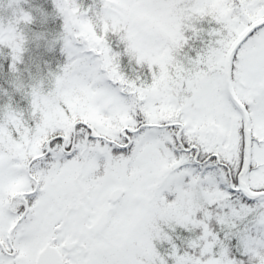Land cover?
I'll return each mask as SVG.
<instances>
[{
  "label": "snow or ice",
  "instance_id": "1",
  "mask_svg": "<svg viewBox=\"0 0 264 264\" xmlns=\"http://www.w3.org/2000/svg\"><path fill=\"white\" fill-rule=\"evenodd\" d=\"M53 2L65 63L31 126L0 114V264H264V0ZM31 19L0 25L13 71ZM205 19L214 43L186 66Z\"/></svg>",
  "mask_w": 264,
  "mask_h": 264
},
{
  "label": "trees",
  "instance_id": "2",
  "mask_svg": "<svg viewBox=\"0 0 264 264\" xmlns=\"http://www.w3.org/2000/svg\"><path fill=\"white\" fill-rule=\"evenodd\" d=\"M9 0H0V23H7L13 19V10L18 7L32 19L30 23L17 24L23 35V51L19 62L14 65L11 59V50L0 45V114L6 107L22 114L31 126V90L39 87L43 93L50 91L54 85V77L60 73L65 63V56L61 52L60 36L63 31V18L57 12L53 0H20L18 5L8 7ZM18 15V13H17ZM196 30L184 32L187 43L181 49L178 59L187 66L189 59L202 55L207 47L214 43L215 38L209 33L216 28L214 23L207 19L194 22ZM117 52H122V46L112 41ZM121 73L139 85L141 82L150 83L147 68H142L130 60L126 55L119 59ZM178 248L183 249V242L190 234L177 228L172 233ZM155 243V242H154ZM157 250L163 255L167 244L155 243Z\"/></svg>",
  "mask_w": 264,
  "mask_h": 264
},
{
  "label": "rangeland",
  "instance_id": "3",
  "mask_svg": "<svg viewBox=\"0 0 264 264\" xmlns=\"http://www.w3.org/2000/svg\"><path fill=\"white\" fill-rule=\"evenodd\" d=\"M76 3L80 7V9L82 11H85V12H88L90 9H93V8H95L96 10H99V7H100V0H76ZM7 24H8V22L7 23H0V25H7ZM16 29L19 32V34L23 37V35L19 31L17 25H16Z\"/></svg>",
  "mask_w": 264,
  "mask_h": 264
}]
</instances>
